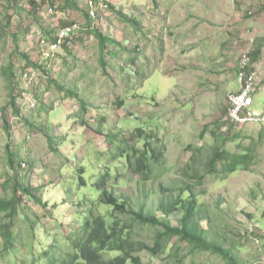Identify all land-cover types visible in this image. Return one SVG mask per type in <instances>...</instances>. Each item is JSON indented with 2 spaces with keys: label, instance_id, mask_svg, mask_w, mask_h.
I'll return each instance as SVG.
<instances>
[{
  "label": "rangeland",
  "instance_id": "rangeland-1",
  "mask_svg": "<svg viewBox=\"0 0 264 264\" xmlns=\"http://www.w3.org/2000/svg\"><path fill=\"white\" fill-rule=\"evenodd\" d=\"M77 1L81 8L86 0ZM180 1L167 16L170 6L167 0H107L110 7L103 19L95 24L91 21L93 28L120 43L107 44L103 52L106 68L99 62V46L92 34H87L86 23L79 11L63 12L56 8L51 13L50 6L43 4L40 23L22 13L23 25L29 23L31 27L24 34L20 49L40 63L37 70L40 75L34 84L21 76V87L27 92L17 96L21 103L19 116L10 109L4 110L9 94L1 69L11 59L13 45L10 38L0 44V198L11 194L10 187L2 186L8 171L3 149L9 142L10 148L22 147V161L27 155L34 159L30 182L33 186L43 185L39 197L46 202L47 208L55 205V209L44 212L31 201L23 202L15 217L14 228L19 227L24 232L26 225L22 220L26 212L32 220L38 215L43 223H47L49 238H54L58 228L48 221L62 219L64 212L69 214L72 210L69 208L71 200L68 204L65 202L63 176L59 170L52 174L49 170L61 164L59 169L68 177H75L69 161L73 156H77V162L87 160L92 163L96 167L95 173L92 170L96 177L109 168L117 178L118 195L126 196L136 206L144 204L145 209L156 212V202L162 196L159 187L174 188L181 183V169L194 151L186 149L187 144L202 147L197 152L199 163H196L202 167L200 162L211 149L207 145H212L214 139L209 131L200 138V131L205 123H226V113H221V108L226 103L227 93L237 86L235 70L239 54L247 48H259L258 59L252 63L257 73L252 108L264 116V0H240V13L234 12L231 0H225L222 13L213 15L209 14L210 0H201L202 3L207 1L205 7L199 0ZM159 3L164 4V9ZM194 3L197 6L194 7ZM6 5L7 0H0V18L7 10ZM211 5L216 6L215 0ZM122 14L136 17L139 25L129 27ZM70 21L80 24L73 45L69 44V51L66 46L58 48L54 57L46 59L40 47V43L46 45L41 42L45 32L50 29V35L54 36L59 26ZM190 22L199 26L191 27ZM162 24L172 30L170 34ZM239 26L240 48L234 44L235 38H229L225 43L229 31L237 32L234 27ZM110 51H114L115 56ZM16 58L12 56L13 68L19 72L21 63ZM127 77H131L130 82ZM49 80H55L68 90L76 89L79 99L86 103L85 110L80 109L76 98L67 97ZM31 95L38 97L35 99L38 103L28 108L24 98ZM117 98L124 100L121 107L114 103ZM41 105H48L50 110L39 111ZM136 127L156 134L153 144L166 145L167 162L160 179L157 177L161 174H157L143 182L126 166L124 157L114 156L119 139L142 147L144 141L135 135ZM226 127L222 126L223 132ZM117 131L121 135L110 141ZM232 132L241 134V139L239 136L236 140L243 148L253 150L255 161L250 170L232 173L225 181L212 176L205 178L207 194L199 200L201 226L207 240L231 251L234 264H264V123L234 126ZM45 133L53 138L60 137L61 144L58 141L55 145L59 154L51 152ZM231 143L227 144V149H233ZM65 159L68 163L64 169ZM27 166L22 163L21 170L17 169L19 179ZM158 171L156 169L154 173ZM175 217L174 214L170 216L172 223ZM34 230L40 237L38 233L42 230L39 231L38 225ZM155 231L146 226L139 227L141 238L149 242ZM178 246L176 248L172 241L158 256L152 257L146 251L140 255L144 264H228L209 251L190 252L185 243ZM0 264H9V261L0 258Z\"/></svg>",
  "mask_w": 264,
  "mask_h": 264
},
{
  "label": "trees",
  "instance_id": "trees-1",
  "mask_svg": "<svg viewBox=\"0 0 264 264\" xmlns=\"http://www.w3.org/2000/svg\"><path fill=\"white\" fill-rule=\"evenodd\" d=\"M43 4L50 6L49 12L51 13L56 8L63 12L70 10L80 12L86 23L87 34H92L97 41L99 62L103 68L107 66L103 56L107 44H120L103 35L100 30L91 28L92 18L88 13L86 1L85 5L80 8L77 0H7V10L0 18V44H4L6 38H10L13 48L11 59L1 69V74L7 81L9 94L7 107L4 110L10 109L14 115L18 116L21 113V103L17 101V98L25 91L21 87L20 78L29 70L38 72L37 70L41 66L40 63L30 57L28 52L20 49L24 40L23 36L30 31L31 27L29 23L23 25L21 16L22 13H25L35 22L40 23V8ZM9 10L11 12H8ZM118 12L120 14L119 10ZM123 19L132 26L139 24L135 18L123 15ZM72 23L74 21L59 26L54 36L50 35V29L45 32V38L42 37V40L43 43L46 42V45L41 46L39 42L42 55L50 44L56 43L59 30ZM78 30L65 39L58 48L66 46V50L69 51L68 47H71L69 44L73 45ZM56 51L57 49L53 56H43L50 59L55 56ZM110 54L115 56L114 51H110ZM258 54L259 48L250 50L251 63L256 62ZM14 55L18 57L16 59L21 63L19 72L13 68L12 56ZM130 78L127 77V82H130ZM49 83H54L56 89L64 91L67 97L76 98L80 109L85 110L86 103L82 98L79 99L76 89L68 90L63 85L55 83V80H49ZM33 98L38 97L35 98L34 96ZM114 103L117 107H121L124 100L117 98ZM38 109L44 112L50 110V107L41 105L38 106ZM257 123H264V121ZM27 125H30L28 121ZM224 125L227 127L223 132L221 128ZM234 126L227 121L226 123L222 121L221 124L215 122L211 125L209 122L203 125L199 137L202 138L209 131L208 134L214 139L212 145H207L211 148L210 152L205 160L200 162L202 167L199 168L197 166L199 163L197 152H200L202 147H197L191 143L186 145V149H194V151H192L185 167L181 169L183 176L181 183L174 188H163L162 185L159 187L162 196L156 202L158 214L150 209H145L144 204L136 206L126 196L118 195L116 190L119 189V184L109 168H105L104 173L96 177L92 173V170L95 173L94 169H96L92 163L86 162L87 160L84 163L77 162V156H73L74 159L73 157L69 158V161L72 163V171L76 176L68 177L65 171L59 169L61 164L55 165L49 171L52 174L59 170L63 176L62 183L66 189L65 202L68 204V200H71L69 208L72 212L69 214L64 212L62 219L48 221L54 222L58 228L52 240L49 238L50 230L46 229L47 223H43L38 215L32 220L29 213L24 212L22 220L26 225L24 232L19 227L14 228L15 217L19 215V208L23 202L31 201L44 212L55 209V205L47 208L46 202H42L39 197L43 185L33 186L30 182L34 159L27 155L26 159L22 161L24 158L21 152L22 147L19 145L17 148H10V143L6 142L3 155L8 171L2 186L10 187L11 194L0 198L2 220L0 222V258L8 260L9 264L16 262H21V264H144L140 255L141 252L146 251L152 257L158 256L166 250L170 242L174 241L176 248L185 243L190 252L209 251L228 264H234L229 249L205 238V229L201 226L202 219H200L202 218L200 217L201 204H199L200 198L207 194L204 182L207 176L225 181L232 173L239 170H250L255 161L253 150L250 147L243 148L241 142L236 140L239 139V136L241 139V134L232 132ZM119 132L111 135L110 141L121 135ZM45 134V140L51 152L59 154L58 147L55 145L58 141L61 144L60 137L53 138L51 135ZM135 135L139 139H143L142 147L126 142L125 139H119L115 146L114 156L116 158L124 157L126 166L138 175L139 180L146 182L165 171L166 145L164 143L159 146L153 144L152 141L156 138V134L146 133L141 127L135 128ZM230 142L233 143H231L233 149H227V144ZM86 152L88 153V151ZM64 162L63 168L65 169L68 163L67 159ZM22 163L28 166L26 170H23V174H20L19 179L17 169L21 170ZM104 166L106 167V165ZM156 169H159L158 173H154ZM163 175L161 174L157 178L160 179ZM165 191L170 193H164ZM173 214L176 216L174 223L170 220V216ZM37 225L39 231L44 227L46 229L38 233L40 237L34 230ZM141 226L156 230L151 242L141 238L139 232Z\"/></svg>",
  "mask_w": 264,
  "mask_h": 264
},
{
  "label": "built area",
  "instance_id": "built-area-1",
  "mask_svg": "<svg viewBox=\"0 0 264 264\" xmlns=\"http://www.w3.org/2000/svg\"><path fill=\"white\" fill-rule=\"evenodd\" d=\"M88 4V13L91 18L97 19L101 11L108 12L109 4L107 0H86ZM80 28L78 22H74L68 26L61 28L58 32V38L56 43L50 44L48 49H45L43 55L53 56L54 51L64 42L65 39L69 38L74 32ZM43 43V40L41 41ZM250 50L249 48L242 51L239 54L237 70H236V80L238 83V89L227 93V111L226 120L228 123L238 126H244L251 123H257L259 121H264V116L258 110L252 108L253 97L252 94L255 91L257 73L252 67L250 62ZM39 73L36 71L29 70L25 72L23 77L29 83L34 84L35 80L39 77ZM26 89V88H25ZM31 89H28V91ZM27 90L24 95L26 94ZM28 108H33L36 105V100L31 95L30 97L24 98Z\"/></svg>",
  "mask_w": 264,
  "mask_h": 264
},
{
  "label": "crops",
  "instance_id": "crops-1",
  "mask_svg": "<svg viewBox=\"0 0 264 264\" xmlns=\"http://www.w3.org/2000/svg\"><path fill=\"white\" fill-rule=\"evenodd\" d=\"M167 1H169V4H167V5H170V6H168L167 7V10H168V12H167V16L170 14V12L169 11H171L172 12V10H173V7L175 6V5H177L179 2H181L180 0H176L175 2H173L172 3V1L171 0H167ZM199 2V4L202 6V7H205L206 5V3H207V1L205 2V3H202L201 2V0H199L198 1ZM211 2H212V0H210V3H209V7H211L210 9H211V12L209 13L210 15H213V14H221L222 13V10L226 7V3H225V0H215V2H216V6L214 7V6H212L211 5ZM231 5H232V9L234 10V12H236L237 11V13H240V0H231ZM159 6H160V8H163L164 9V4L163 3H159ZM195 6H197L195 3H194V7ZM214 7V8H213ZM159 7H158V9H160ZM192 10H193V8H192ZM104 14H105V12H103V11H101L100 12V14L98 15V17H97V19H91V21H92V23L93 24H95L96 23V21H101L102 19H103V17H104ZM236 14V13H235ZM238 15V14H237ZM240 17V16H239ZM132 18H135L136 19V17H132ZM137 20V19H136ZM162 23H163V20H162ZM234 23V22H233ZM92 24V26H91V28H93L94 27V25ZM165 24V23H164ZM164 24H162V28L164 27L165 29H168L169 30V34H170V32L172 31L171 29H169V27L167 28V26L166 25H164ZM190 24V26L191 27H195V26H199V24H195V25H193V23L192 22H190L189 23ZM230 24H232V23H230ZM139 25V24H138ZM138 25H135V26H132V25H130L129 27H131V28H133V27H137ZM138 28H140V27H138ZM234 29H236L237 30V32H230L229 31V34H228V37H227V39H226V41H225V43H227L228 42V39L229 38H232V39H236V43H234L235 45H238V47L240 48V26L239 27H234ZM162 31V30H161ZM238 33H239V36H237L238 35ZM108 37V36H107ZM113 39V38H112ZM115 40V39H114ZM117 43H118V40L116 41ZM131 62V61H130ZM131 63H134V60H133V62H131ZM236 71V70H235ZM147 77V76H146ZM235 77V76H234ZM236 79V78H235ZM237 82V81H236ZM236 88V90L238 89V83H237V86L235 87ZM235 88H234V90H235ZM223 111H221V113H226V110H227V101H226V103H223V105H222V108H221Z\"/></svg>",
  "mask_w": 264,
  "mask_h": 264
},
{
  "label": "clouds",
  "instance_id": "clouds-1",
  "mask_svg": "<svg viewBox=\"0 0 264 264\" xmlns=\"http://www.w3.org/2000/svg\"><path fill=\"white\" fill-rule=\"evenodd\" d=\"M226 119V118H225ZM227 121V120H226ZM228 122V121H227ZM235 126H238V125H235ZM244 126H246V125H244Z\"/></svg>",
  "mask_w": 264,
  "mask_h": 264
},
{
  "label": "bare ground",
  "instance_id": "bare-ground-1",
  "mask_svg": "<svg viewBox=\"0 0 264 264\" xmlns=\"http://www.w3.org/2000/svg\"><path fill=\"white\" fill-rule=\"evenodd\" d=\"M236 90V89H235ZM232 91V90H231Z\"/></svg>",
  "mask_w": 264,
  "mask_h": 264
}]
</instances>
